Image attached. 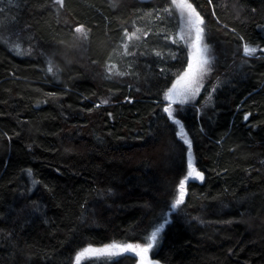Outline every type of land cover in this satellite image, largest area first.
I'll list each match as a JSON object with an SVG mask.
<instances>
[{
  "label": "trees",
  "instance_id": "16d2710c",
  "mask_svg": "<svg viewBox=\"0 0 264 264\" xmlns=\"http://www.w3.org/2000/svg\"><path fill=\"white\" fill-rule=\"evenodd\" d=\"M189 2L211 70L169 118L188 63L172 0H0V264H74L161 225L165 264H264V54L241 53L264 46V0ZM189 158L204 179L173 211Z\"/></svg>",
  "mask_w": 264,
  "mask_h": 264
},
{
  "label": "snow or ice",
  "instance_id": "6c2138e0",
  "mask_svg": "<svg viewBox=\"0 0 264 264\" xmlns=\"http://www.w3.org/2000/svg\"><path fill=\"white\" fill-rule=\"evenodd\" d=\"M54 2L56 4H60L61 6L63 5V0H54ZM173 4L177 8L187 11L186 23L189 27L195 29L196 35L192 45L195 51L193 53L192 58L189 60L188 68L178 78L177 82L173 84L172 88H170L167 91V93H165V99L169 100L170 102L168 106L164 108V112L168 114L169 118H173V110H172L173 102H179L182 104L188 99L189 94L194 95L195 91L199 90L197 88L193 91L187 85L183 88L178 89L177 85L181 81H186L187 84H190L194 82L198 77L202 76L206 71L210 70L206 67L210 63L209 58L206 55L208 51L207 46L201 47V41L203 39V33H204V29L203 27H201V25H203L204 23L203 19L201 18L200 14L196 12L195 8H193L189 0H173ZM165 11H168V9H165ZM182 17H183V11H182ZM76 32H79L86 37V33L84 32L82 26L76 28ZM258 51L264 52V49H258L257 47L249 45L247 43L243 45V55L245 57H253L257 54ZM51 70L52 69L49 68V71ZM109 71H111V68L109 69ZM118 74L123 75V73H118ZM107 102L108 101L106 100L101 101L102 104ZM245 119H247V116L245 117ZM176 122L178 123V121ZM185 142L188 143L187 140ZM189 151H191L190 146H189ZM188 167H189V171L187 173V176H185L183 179L180 180L178 185V195L174 198L171 204V209L173 211L178 209V207L184 202L186 181L189 180L190 178L200 179V180L204 179L203 174L197 171L195 168H193L191 158H189ZM162 227L163 225H161L155 231L152 232V234L149 237V243H147L145 246H141V245L134 246L131 244L120 245L113 243L111 245L105 246L104 249H92L91 247L85 248L76 254L75 264H80V261L82 258L85 257V254H90L92 256L117 254L115 251H111L112 249H118L120 252L134 251L138 256H140V264H151V262L148 259V252L150 249L154 247L155 243L157 242L158 233L160 232V229Z\"/></svg>",
  "mask_w": 264,
  "mask_h": 264
},
{
  "label": "rangeland",
  "instance_id": "374dc122",
  "mask_svg": "<svg viewBox=\"0 0 264 264\" xmlns=\"http://www.w3.org/2000/svg\"><path fill=\"white\" fill-rule=\"evenodd\" d=\"M172 2H173V0H172ZM178 10H179L180 15H181L180 20H179L178 37L184 42V44H185L186 47H187V51H188V52H187V53H188V63H187V67H186V69H187V68H188V64H189V60L192 58L193 53H194V51H195V49L193 48L192 45H193V42H194V40H195V35H196V33H195V29L189 27V26L187 25V23H186V20H187V11H186V10H181V9H179V8H178ZM182 11H183V17H182ZM201 27H203V29H204V23H203V25H201ZM249 45L255 46V47H257L258 49H264V46H259V45H256V44H249ZM203 46H207V44H206L205 41H204V36H203V39H202V41H201V47H203ZM207 49H208V51H207L206 55L208 56L210 63H209L206 67H207L208 69L211 70L210 65H211V61H212V58H213V53H212L211 50H209L208 46H207ZM241 53L243 54V51H242ZM257 54H262V55H263L264 52H260V51H258ZM257 54H256V55H257ZM113 60H115V59H113V57H112V58H110L108 61H109L110 63H112ZM186 69H185L184 71H182V73H181V74H180V75L174 80V82H173V83H172V84H171V85H170V86L164 91V93H163V98H164V100H165L167 103H169L170 101L167 100V99H165V93H167V91H168L170 88H172L173 84H175V83L177 82L178 78H179V77H180V76L186 71ZM208 73H209V70L206 71L202 76L198 77L194 82H192V83H190V84H187L186 81H181V82L177 85V88H178V89L183 88V87H185L186 85H187L188 87H190V89L193 90V91H194L195 89H197V88L199 89L198 91H195V94H194V95L189 94L188 99H187L184 103H192V102H194V100H196V98L201 94V92H203V90H202V88H203V84L205 83V81H206V79H207V75H208ZM213 88H214V87H213ZM214 90H215V89H212L211 93L205 98V100H204L205 103H206L207 101H210V100H211V95H212V93H213ZM174 100H175V98H174ZM182 134L186 137V134H185L184 132H183ZM161 151L164 152V154H165V152H166V147H163V149L160 150V153H161ZM192 166H193V165H192ZM193 168H195V167L193 166ZM195 169H196V168H195ZM196 170H197V169H196ZM188 171H189V167H188ZM188 171H187V173H188ZM197 171L201 172V170H197ZM186 176H187V174H186ZM184 198H185V195H184ZM111 244H113V243L106 244V245H102V246H91V245H88V246L82 248L81 250H83V249H85V248H89V247H91L92 249H104L105 246H107V245H111ZM120 245H126V244H120ZM131 245H134V246H135V245L145 246V245H143V244H139V243H137V244H131ZM81 250H79L78 252H80ZM111 251H115L117 254H115V255H99V256H92V255H90V254H85V257L81 259L80 263H81L83 260H85L87 257H105V258L111 260V259L117 258L118 256H121L123 253H129V254H131V255H134V256L137 258V254H136V252H134V251L120 252L118 249H112ZM78 252H77V253H78ZM75 257H76V256H75ZM148 257H150L149 252H148ZM73 263L75 264V259H74V262H73Z\"/></svg>",
  "mask_w": 264,
  "mask_h": 264
},
{
  "label": "water",
  "instance_id": "95a60500",
  "mask_svg": "<svg viewBox=\"0 0 264 264\" xmlns=\"http://www.w3.org/2000/svg\"><path fill=\"white\" fill-rule=\"evenodd\" d=\"M195 180L196 181H202L200 179H195ZM148 259L151 262V264H165L164 262H162L159 259L154 258V257H148ZM135 264H140V256H138V255H137V259H136Z\"/></svg>",
  "mask_w": 264,
  "mask_h": 264
}]
</instances>
